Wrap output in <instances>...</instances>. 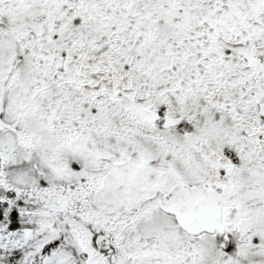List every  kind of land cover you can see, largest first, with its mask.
Masks as SVG:
<instances>
[{
	"label": "snow or ice",
	"instance_id": "obj_1",
	"mask_svg": "<svg viewBox=\"0 0 264 264\" xmlns=\"http://www.w3.org/2000/svg\"><path fill=\"white\" fill-rule=\"evenodd\" d=\"M0 264H264V0H0Z\"/></svg>",
	"mask_w": 264,
	"mask_h": 264
}]
</instances>
